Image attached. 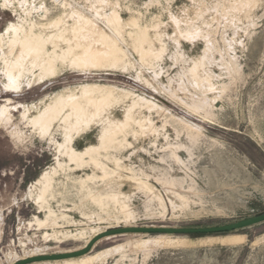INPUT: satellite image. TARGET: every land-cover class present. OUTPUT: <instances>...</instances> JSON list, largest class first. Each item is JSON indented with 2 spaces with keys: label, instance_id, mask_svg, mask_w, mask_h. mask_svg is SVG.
Returning a JSON list of instances; mask_svg holds the SVG:
<instances>
[{
  "label": "rangeland",
  "instance_id": "rangeland-1",
  "mask_svg": "<svg viewBox=\"0 0 264 264\" xmlns=\"http://www.w3.org/2000/svg\"><path fill=\"white\" fill-rule=\"evenodd\" d=\"M35 35L91 62L39 83L35 57L7 53ZM10 75L20 91L4 89ZM91 85L115 97L83 99L88 118L63 116L45 135L30 125L28 106L35 114ZM1 107L0 264L77 251L116 227L262 214L264 0H0ZM69 148L90 153L71 160ZM88 256L30 264H264V222L117 234Z\"/></svg>",
  "mask_w": 264,
  "mask_h": 264
},
{
  "label": "bare ground",
  "instance_id": "bare-ground-1",
  "mask_svg": "<svg viewBox=\"0 0 264 264\" xmlns=\"http://www.w3.org/2000/svg\"><path fill=\"white\" fill-rule=\"evenodd\" d=\"M39 36L41 35H35L31 40L25 37V39L23 40L24 42L22 43V45L24 46L20 45L22 48L16 50L15 47L14 49L10 48V50L7 52L8 54L9 53L13 54L18 62L23 57L26 58L35 57L37 59L36 65L40 67V72L35 75L37 82L40 83L48 78L56 76L67 65L80 66V65H87V63L91 62V60L87 61L79 57V54L76 53L74 49V45H72L71 43L68 44V48L66 50H61L60 53H58L56 49L57 45L55 46V49L52 52H49L47 48L49 41H46L43 36L41 37ZM10 44L16 46V43L14 41H12ZM64 51H65V55H64ZM7 53L4 52V54ZM69 56H72L73 60H67L70 59ZM31 80L32 79L28 81V84L30 83ZM21 87H22V83H20L19 80H15V78H12V76L10 75L9 80L5 83L4 89L12 92H18L21 90ZM82 89L84 93L81 96H72V98L67 99L66 96L70 94L67 95L62 94L59 96H55L54 100L49 98L50 100L46 103L43 102L45 103V105L40 110L38 109L39 111L35 114H31L32 110L30 106H28L26 109L28 115H30L29 117L30 125L38 127L40 133L45 135L49 132L52 124L58 121L60 118H63V116L66 120H69L71 117H74L77 122L83 121L85 118H88L89 116L88 113L90 112L89 108H87L85 105L86 102L88 103V105H91L95 102H98L99 99L105 100L107 97L108 98L115 97V93H116L112 88H105L102 86L97 87L96 85L86 86L85 88ZM96 95H100V96L96 97ZM83 99L86 102L82 101ZM3 107H1L0 109V120L7 119L8 108H3ZM66 108L68 112H64ZM8 117H10V114ZM22 118H25L24 114H22ZM68 134L70 133L68 132ZM69 141H71L70 137H69ZM89 153H90L89 150H86L84 152H78L75 151L74 148H69L66 151L67 156L71 160L78 159L79 157H82ZM89 253L73 258L40 261V262H54V261H65V260L75 259V260H71L69 263H83L85 261L90 260L89 256L84 258V256L88 255ZM77 258H79V260Z\"/></svg>",
  "mask_w": 264,
  "mask_h": 264
},
{
  "label": "water",
  "instance_id": "water-1",
  "mask_svg": "<svg viewBox=\"0 0 264 264\" xmlns=\"http://www.w3.org/2000/svg\"><path fill=\"white\" fill-rule=\"evenodd\" d=\"M264 222V213L240 220L237 222L218 225V226H210V227H185V228H175V227H166V226H123L111 228L108 230H104L97 235H95L84 248L59 253V254H43V255H35L23 258L19 261H16L12 264H30L34 262L40 261H49V260H61L67 258H73L85 255L91 251L93 246L101 239L117 234H128V233H147V234H195V233H222V232H230L235 231L247 227L254 226L256 224H260Z\"/></svg>",
  "mask_w": 264,
  "mask_h": 264
}]
</instances>
